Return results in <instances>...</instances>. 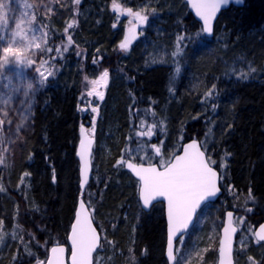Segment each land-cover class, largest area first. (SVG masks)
Instances as JSON below:
<instances>
[{
  "label": "trees",
  "instance_id": "1",
  "mask_svg": "<svg viewBox=\"0 0 264 264\" xmlns=\"http://www.w3.org/2000/svg\"><path fill=\"white\" fill-rule=\"evenodd\" d=\"M67 1L68 18L36 16L45 36L44 83L39 84L19 158L12 167L0 162V232L5 234L0 246L6 264L44 262L53 244L66 242L81 194L79 128L92 120L81 83L105 69L110 81L102 102L93 101L99 105L96 143L82 197L94 208L102 235L98 252L104 249L106 264H167L163 205L143 212L138 183L123 166L139 149L154 154L152 145L161 154L169 150L174 155L184 142L198 139L204 150H212L213 165L221 174L222 195L211 207L223 219L227 209L237 213L248 205L249 225L254 229L262 223L264 0H244L242 7L222 12L213 47L215 40L203 35L184 0ZM108 2L134 11L153 3L167 37H158L157 47L143 52L141 45L152 43L143 38L152 36L151 29L143 28V39L121 51L125 27L117 18H106L102 4ZM66 29L72 44L66 42ZM190 37L192 43H182ZM151 63L154 68L147 65ZM139 97L156 109L139 104ZM149 127L151 137L137 135ZM253 249L246 246L244 252ZM216 251H207L203 264H215ZM254 257L264 264L262 249Z\"/></svg>",
  "mask_w": 264,
  "mask_h": 264
},
{
  "label": "rangeland",
  "instance_id": "2",
  "mask_svg": "<svg viewBox=\"0 0 264 264\" xmlns=\"http://www.w3.org/2000/svg\"><path fill=\"white\" fill-rule=\"evenodd\" d=\"M4 2L10 8L15 9V12H9L13 19L7 24L0 22V36L4 37V39H0V122H2L0 123V138H2L0 139V162L6 160L8 166L12 167L19 158L20 150L31 129L35 96L41 82V61L45 36L44 31L36 22V16L68 18L70 12L67 11V0H4ZM152 5L153 3H145L137 11L135 10V15L139 12L141 16L148 17L144 23H140L135 17L127 18L128 24L125 33L129 37L130 47L135 42L143 39H140L141 33H139V36L136 34L131 39L135 32H139V26H142L147 31L154 27V23L157 21L155 17L158 18V13L152 9ZM152 17L153 19L150 20ZM17 22L21 24L20 30L15 27ZM157 25L160 24L156 23ZM33 29H36L35 33L32 31ZM130 29L132 30L131 32L129 31ZM33 35H35V39H33ZM69 35V31L64 35L66 42L69 40ZM216 38L219 41V37ZM37 44L40 45L39 48L36 47ZM9 45H11L13 51L9 52L7 57H5L4 48ZM15 52L20 53L18 58L14 55ZM29 60L32 61L31 64L28 63ZM37 68L40 69V72L36 70ZM100 75L95 77V79L86 77L84 80L87 86L86 95L89 99L87 110L91 112L92 117L89 125H96L99 113L98 110L95 113L92 112V108L95 107L93 101L95 98L100 99L97 93H102L104 96L109 84V77L105 83L93 84L94 80H99ZM29 85L32 87L29 88ZM89 92H92L91 96L88 95ZM211 153L212 150L209 151L210 158L212 157ZM154 156L155 154L139 149L133 153L131 159L150 163L153 162ZM171 156L172 152H169V150L166 151V155L160 152L159 162L167 163ZM211 160L215 161L214 158H211ZM248 203L250 202L248 201ZM254 203L252 200L251 204ZM247 206H241L240 209H237L238 211L237 213L235 212L234 217V224L239 229L236 242V252L238 253H236V264H257L258 262L254 254L258 252L260 246L255 242H251L254 232L253 226L249 225L247 221L249 212ZM222 222L215 207L206 208L194 228L184 238L182 244H179L177 264H203L204 254L207 251L212 253L217 249L219 240V237L217 240V236H219ZM246 246L254 249L244 252ZM3 250L4 247L0 246V264L7 263ZM102 251L104 249L101 247L94 257V264H106L107 259L103 256ZM253 251L254 254L252 255ZM249 257H252L251 261ZM8 264H11V261ZM32 264H38V262H33Z\"/></svg>",
  "mask_w": 264,
  "mask_h": 264
},
{
  "label": "snow or ice",
  "instance_id": "3",
  "mask_svg": "<svg viewBox=\"0 0 264 264\" xmlns=\"http://www.w3.org/2000/svg\"><path fill=\"white\" fill-rule=\"evenodd\" d=\"M76 4L80 3V0H74ZM228 0H189L192 8L195 9L196 15L203 20V32L212 33V19L215 16L218 8L221 4H226ZM239 2V0H237ZM114 10L119 11L118 7L114 5ZM9 12L14 13L15 9L10 8L4 0H0V22L7 24L13 19V16L9 15ZM127 15L131 16V9L127 10ZM135 18L140 23L147 21V16H141L139 12L136 13ZM29 23H31L29 21ZM16 29H21L19 22L15 25ZM72 25L69 24L68 28ZM115 27V25H114ZM35 33L36 29L32 30ZM67 31V29L65 30ZM132 31L131 29L129 30ZM33 35V39H35ZM0 39H4L0 36ZM23 39V37H21ZM182 39V37H181ZM68 43L71 44L72 40L69 37ZM129 37L126 34L124 40L119 44L121 51H126L129 47ZM36 47H40L39 44ZM13 49L11 45L4 48L5 57ZM51 51V49H49ZM59 51V50H58ZM64 51H68L67 48ZM17 58L20 56L19 52L14 53ZM32 63L31 60L28 61ZM44 61H41L43 66ZM40 72V69H36ZM177 73L180 71L179 66L176 68ZM52 73H49L51 75ZM41 72V76H43ZM109 77V71L105 69L99 77V80H94L93 84L105 83ZM46 79V77H45ZM44 83L43 80L40 82ZM32 86L29 85V88ZM171 90V89H170ZM89 96L92 92L88 93ZM100 99H103L102 93H97ZM211 95V91L206 93ZM97 111L96 107L92 108V112ZM2 123V122H0ZM81 140L79 144V150L77 156L80 162V189L83 191L86 183L88 182L89 171V150L91 147V140L84 138V128L81 127ZM137 135H148L151 137L152 128L149 127L147 133L137 132ZM2 139V138H0ZM155 153L158 155L161 151L156 145H152ZM118 164L121 161L117 162ZM215 161L211 158H206L205 152L198 148L196 142H191L183 147V154L175 155V159L171 162H161V168L158 170L155 166H140L134 163H128L127 167L133 171L138 177L140 183V199L143 201V207L147 209L153 201L157 198H163L167 201V217H168V238H167V258L171 262L176 259L173 255L174 241L182 244L184 240L183 233L188 229L189 224L193 221V217L197 210L201 207L202 202L207 198L214 197L218 192L217 186V171L214 170L213 164ZM25 176L28 173H24ZM85 205L80 203L75 212V221L71 225V233L68 239L71 242V264H93L92 254L97 248L98 236L96 229L93 227L88 215L84 212ZM232 213L228 212V221L223 227V236L220 238V264H232V240L233 234L237 231L232 227L231 218ZM3 221L0 220V226L3 225ZM4 233L0 232V243H3ZM256 242L264 241V224L260 225L259 231L255 233ZM13 239H16L15 233L12 235ZM63 247H52V255L48 259V264H62L60 254L64 253ZM31 254V253H29ZM15 259V258H14ZM252 260V257H249ZM42 264V262H38Z\"/></svg>",
  "mask_w": 264,
  "mask_h": 264
},
{
  "label": "water",
  "instance_id": "4",
  "mask_svg": "<svg viewBox=\"0 0 264 264\" xmlns=\"http://www.w3.org/2000/svg\"><path fill=\"white\" fill-rule=\"evenodd\" d=\"M185 1H186L187 5H188L189 11H190L191 14L193 15V17H194V18H195V19L201 24V27H202V30H203V20H202L200 17H198V16L196 15V11H195V9L192 8L191 4L189 3V0H185ZM243 4H244V0H239V2H237V0H228V2H227L226 4H221V6L218 8V10H217L215 16H214L213 19H212V29H213V30H212V33L209 34V33H204V32H203L204 35H205L206 37L213 36V34H214V30H215L216 22H217V20H218V18H219L220 13H221L224 9L230 7V5H235V6H237V7H241V6H243ZM118 9L120 10L121 7L119 6ZM135 34H136V33H134V34L132 35L131 39H133V38L135 37ZM82 127L84 128V138H85L86 140H91V147H90L89 155H88V160H89L88 182H89V180H90V174H91V157H92V149H93V145H94V138L90 136L89 132L86 130V128H85L84 126H82ZM92 128H93V127L91 126V127L89 128V130H92ZM81 135H82V134H81V128H80V131H79V141H78V145H77V151L79 150V144H80V140H81ZM191 142H196L197 145H198V148H200V150L203 151V149H202V147H201V145H200V142H199L197 139H192V140H189V141L185 142V143L182 145L180 151H179L176 155L183 154V147L186 146L187 144L191 143ZM76 153H77V152H76ZM76 156H77V154H76ZM205 156H206V153H205ZM206 158H207V156H206ZM77 159H78V161H79V157H78V156H77ZM174 159H175V155H174V157L171 159V161H173ZM171 161H170V162H171ZM128 163H134V162H132L131 160H127V161L125 162L124 167H125V169L128 170V171L132 174V176H133V177L139 182L138 177L133 173L132 170H130V169L127 167V164H128ZM79 164H80V162H79ZM134 164H137V165H140V166H144V167H147V166L151 165V166H155V167H157L158 170H163L161 167H159L158 164H140V163H134ZM213 168H214V167H213ZM214 170L217 171V186H218V189H219V190H218L217 194H216L214 197L207 198L204 202H202L201 207L197 210L196 214H195L194 217H193V221L189 224L188 229H187L183 234H185L188 230H190V229L193 227V225H194V223H195V221H196V218H197L198 212H199L200 209L203 207V205H205L206 203H213V202H216V201L218 200V198H219V197L221 196V194H222V190H221V188H220V173H219V171H218L216 168H214ZM88 182H87V183H88ZM87 183H86V185H87ZM86 185H85V186H86ZM84 189H85V188H84ZM84 189H83V191H84ZM83 191H82V192H83ZM139 192H140V183H139V188H138V198H139V202H140L141 208H142V210H143L144 212H149V211L151 210L152 206H153L154 204H156V203H162V204H163V207H164V217H165V223H166V227H165V231H166V242H165V252H164V256H165V258H166V260H167V263L170 264V262L168 261V258H167V238H168L167 201L163 200L162 197H161V198H157L156 201H153L152 204H151L147 209H145V208L143 207V201L140 199ZM80 203H84V205H85L84 212H85L86 215H88L89 219L91 220V222H92V224H93V227L96 229L97 236H98V244H97V248H96V250H94V252H93V254H92V262H93V264H94V255H95V253L97 252V250H98V248H99V246H100V243H101V235H100V232H99L98 228L96 227V225H95V223H94V221H93V217H92L91 209L88 207V205H87V204L85 203V201L83 200L82 195H81V196L79 197V199H78V203H77V206H76V210H77V208L79 207ZM76 210H75V212H76ZM228 212H231V213L233 214V215H232V218H231V224H232V227L236 228V230H237V231L233 234V240H232V253H231L232 264H235V262H234V246H235L236 237H237V234H238V228H237V227L235 226V224H234V221H233V219H234V212L231 211V210L226 211V213L224 214L223 225H222V227H221V229H220L219 242H220V238L223 236V227L225 226V224H226L227 221H228V217H227V213H228ZM74 221H75V215H74V219H73L72 223H74ZM72 223H71V225H72ZM262 224H264V222H262L260 225H262ZM71 225H70V228H69L68 236H69V234L71 233ZM260 225H258V226L256 227V229H255V231H254V236H255V233H256L257 231H259ZM68 236H67V239H66V243L55 244V245L52 246V247H54V246H55V247H63V248L65 249L64 253L60 254V259H61L62 264H71V248H72V246H71V242H70V240L68 239ZM255 238H256V236H255ZM219 242H218V252H217V264H220V254H219L220 243H219ZM262 242H264V241H262ZM52 247H51V248H52ZM51 248H50V250H49V253H48L47 259H46V261H45L44 264H48V259H49V257L52 255V253H51ZM175 249H176V242L174 241V245H173V255H174V256H175ZM171 264H175V260L172 261Z\"/></svg>",
  "mask_w": 264,
  "mask_h": 264
},
{
  "label": "bare ground",
  "instance_id": "5",
  "mask_svg": "<svg viewBox=\"0 0 264 264\" xmlns=\"http://www.w3.org/2000/svg\"><path fill=\"white\" fill-rule=\"evenodd\" d=\"M184 2H185V4L187 5V3H186V1L184 0ZM79 5V4H78ZM114 5H116L117 7H119V4H117V3H112V2H108V3H106L105 5L104 4H102V6H103V12H104V14H106V18L108 17V18H111V20H113L114 21V18H117V20L125 27V29H126V26H127V24H128V22H127V18L128 17H135V14H134V12H132V15L131 16H129V15H127V10L128 9H125L124 7H123V10L122 9H120L119 11H115L114 10ZM230 7H228V8H226V9H224L222 12H224V11H227L228 9H229ZM132 11H134V10H132ZM221 12V13H222ZM191 13V12H190ZM220 13V14H221ZM158 16V18L157 17H155V19H157V21H156V23L157 24H160V16H159V14L157 15ZM193 16V15H192ZM219 17H220V15H219ZM194 18V17H193ZM219 19V18H218ZM194 20L197 22V23H199L195 18H194ZM154 23V22H153ZM156 23H154V27L150 30V34L152 35L151 37H147L146 35H143V38H145V40H149V41H151L152 43H149V44H145V43H143L142 45H141V48H143V52H146L147 50H148V47H150V46H155V47H157V44H158V37L160 38V37H167L166 36V34H165V31L162 29V26L161 25H157L156 26ZM199 25H200V27H201V24L199 23ZM125 31V30H124ZM215 31H216V28H215V30H214V34H213V36H209L207 39H209V40H215L210 46H214L215 44H217V41H218V39L216 38V37H218L219 36V32L217 33V35H216V37H215ZM126 32V31H125ZM156 41V45L155 44H153L154 42ZM183 42H187V43H192L193 42V38L192 37H190V38H186V39H183L182 40V43ZM211 43V42H210ZM223 50H225V51H227V48H223ZM148 63V62H147ZM148 66H149V68H154L155 67V65L153 64V63H151V64H147ZM239 75L238 74H235L234 75V80H235V78H237ZM85 80V79H84ZM109 81H110V79H109ZM86 84H85V82L84 81H82V83H81V89L84 91V93L86 94ZM108 87V86H107ZM102 100L103 99H101L100 101L102 102ZM139 104H141V105H143V106H145V107H147V108H149V109H156V107H155V105L152 103V102H150L149 100H147L146 98H142V97H139ZM94 105V104H93ZM95 107H96V109L99 111V105L97 106V105H94ZM82 190H81V194H80V196L82 195ZM79 196V197H80ZM93 211H94V208H92V207H90ZM253 232H254V229H253ZM219 234H220V232H219ZM202 240V239H201ZM251 242H255V243H257L256 242V238L254 237V235L252 236V239H251ZM260 247H259V249H262V250H264V242H262V241H260L259 243H257ZM53 246V245H52ZM51 246V247H52ZM50 247V248H51ZM50 250V249H49ZM48 253H49V251H48ZM47 256H48V254H47ZM165 257V256H164ZM46 259H47V257H46ZM46 259H45V261H46ZM165 260H166V258H165ZM45 261L42 263V264H44L45 263ZM166 262H167V260H166Z\"/></svg>",
  "mask_w": 264,
  "mask_h": 264
},
{
  "label": "flooded vegetation",
  "instance_id": "6",
  "mask_svg": "<svg viewBox=\"0 0 264 264\" xmlns=\"http://www.w3.org/2000/svg\"><path fill=\"white\" fill-rule=\"evenodd\" d=\"M125 35H126V33L124 34V37H123V39L125 38ZM139 36V35H138ZM136 43V42H135ZM135 43L130 47V45H129V47H128V49L129 50H131V48L135 45ZM184 238H185V236H184ZM178 245H179V243H178Z\"/></svg>",
  "mask_w": 264,
  "mask_h": 264
}]
</instances>
